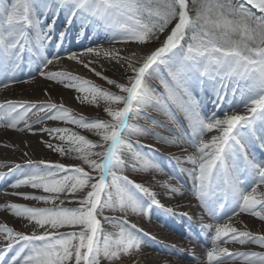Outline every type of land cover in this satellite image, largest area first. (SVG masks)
I'll use <instances>...</instances> for the list:
<instances>
[{"label": "snow or ice", "instance_id": "6c2138e0", "mask_svg": "<svg viewBox=\"0 0 264 264\" xmlns=\"http://www.w3.org/2000/svg\"><path fill=\"white\" fill-rule=\"evenodd\" d=\"M77 22V39L87 26L97 41L103 33L110 47L98 43L81 53L69 52L67 59L83 64L117 91L79 75L47 70L61 59L49 49L62 48ZM60 24L63 30L54 41ZM118 44L125 47L116 48ZM83 55L115 62L122 79L96 71ZM25 64L75 91L81 105L104 116L77 115L50 101L0 103V128L31 132L34 124L49 122L38 130L49 137L47 148L77 162L28 160L10 169L11 180L0 176L9 188L43 193L11 195L45 205L0 204L25 229L0 224V264H133L145 234L132 218L163 205L150 186L125 175L160 169L133 146L127 138L131 135H152L181 149L177 164L189 166L178 167L184 178L169 191L190 194L216 221L201 225L211 243L203 264H264V251L222 246L264 249V234L233 223L242 215L264 223V0H0V86L17 83L16 72ZM205 84L216 97L211 110L195 94ZM146 110L172 120L176 127L167 129L170 137L132 123L144 118L166 127ZM33 115L36 119L29 123ZM69 203L77 206H65Z\"/></svg>", "mask_w": 264, "mask_h": 264}, {"label": "bare ground", "instance_id": "6f19581e", "mask_svg": "<svg viewBox=\"0 0 264 264\" xmlns=\"http://www.w3.org/2000/svg\"><path fill=\"white\" fill-rule=\"evenodd\" d=\"M79 29L80 24L77 22L75 28L64 40L62 48L49 49V51L58 52L61 59L58 61L54 60L53 64L47 70L69 72L86 78L111 91H117L105 81L96 77L83 64L67 59L69 52L81 53L86 47H97L98 43L103 44L105 48L110 47L103 40V33L99 41H97L95 31L87 26H85L80 38L77 39L76 32ZM62 30L63 24H60L56 36L53 38L54 41L58 37V32ZM156 46L158 45L150 44L149 48ZM115 47L123 49L125 46L118 44ZM130 47L135 48L134 45ZM137 51L139 50L137 49ZM81 59L84 62L92 61L93 67L95 65L100 66L101 70L95 67L96 71L102 72L103 75L108 76L110 79L118 81L122 79L123 70L115 62H111L102 56L97 58L92 55H83ZM16 77L18 82L10 84L9 88L5 89L0 86V103H4L5 101H26L33 103L50 101L58 104L62 103L77 115H83L88 118L104 116L102 111L93 106L81 105L75 98L77 96L75 91L66 89L62 85L45 79L38 73H35L32 67L27 64L23 65L16 72ZM225 91L227 92L228 99H233L231 88L225 89ZM195 94L198 99L204 102L209 110L214 107L212 101L216 97L210 84H205L203 90L197 88ZM235 99L239 100L238 94ZM223 106L227 107L226 104ZM174 110L176 115L183 120V116L179 110ZM146 111L148 117L155 118L166 127L153 125L151 119L144 118L134 119L132 123L150 129L152 133L160 136L170 137L167 129L176 127L172 120L155 110ZM238 111L243 114L244 109L240 108ZM35 119L36 116H30L28 122L32 123ZM48 124L49 122H46L44 125L34 124L31 132H18L0 128V176H5L11 180V176L8 175L10 169H13L17 164L23 165L28 160L59 162L54 158V152L46 146V142L49 141L47 134L38 131L41 127L48 126ZM62 126L71 127L70 125ZM76 130L81 131V134L88 135L89 138L91 137L89 133L78 129ZM127 138L135 145L137 150L146 153L160 166L159 170L150 169L146 172H138L137 176L134 175L129 178L136 182H142L145 186H150L151 190L156 193V198L160 204L163 205V208L153 206L149 215L143 218H132L133 222L137 223V226L145 234V245L139 254L134 257L133 264H203L206 258L205 254L211 247V243L201 231V225H214L216 221L203 213L190 194L184 193L183 195H177L169 191V188L178 186V181L184 178L179 172L178 167L189 166L187 164L178 166L177 164L178 159L182 158L181 149L171 144L160 142L152 135H131ZM51 142L56 143L58 141ZM125 175H128L127 172ZM15 191L28 192L35 195L43 194L28 187L12 189L3 181H0V204L20 203L28 206H45L41 202L24 200L18 196L11 195ZM65 206L74 207L77 205L69 203ZM165 209H171L172 212H166ZM2 211L3 209H0V224L7 223L8 226L14 227L16 230H25L19 219L9 213H7V216H4ZM233 223L234 226L242 230H249L256 234H264V223L253 217L247 215L234 217ZM244 225L247 226L246 229ZM105 227L110 229L111 225H105ZM197 233L200 234L199 239L197 238ZM222 246L228 247L231 251H264V249H260L256 245L241 246L239 244L229 243ZM10 256L11 253L8 254L6 260ZM121 264H128V262L125 260Z\"/></svg>", "mask_w": 264, "mask_h": 264}, {"label": "rangeland", "instance_id": "374dc122", "mask_svg": "<svg viewBox=\"0 0 264 264\" xmlns=\"http://www.w3.org/2000/svg\"><path fill=\"white\" fill-rule=\"evenodd\" d=\"M161 39H163V36H161ZM154 45H157V44H154ZM95 67L98 69V70H101V67L100 66H98V65H95ZM91 136V135H90ZM91 139H95V137H93V136H91L90 137ZM144 142H146L145 140H143ZM133 146L135 147V145L133 144ZM136 148V147H135ZM137 149V148H136ZM54 155H55V159L56 160H58L59 162H62V163H64V164H72V163H77V162H74V161H72V160H70L69 158H67V157H61L58 153H54ZM68 160V161H67ZM137 173L138 172H127V174H128V176L129 177H131V176H137ZM131 179V178H130ZM135 181V180H134ZM3 213V215L4 216H7V213L3 210L2 211ZM178 220V219H177Z\"/></svg>", "mask_w": 264, "mask_h": 264}]
</instances>
